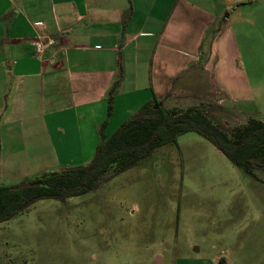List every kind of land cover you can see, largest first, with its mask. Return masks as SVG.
<instances>
[{
    "label": "crops",
    "instance_id": "obj_1",
    "mask_svg": "<svg viewBox=\"0 0 264 264\" xmlns=\"http://www.w3.org/2000/svg\"><path fill=\"white\" fill-rule=\"evenodd\" d=\"M240 1L0 0V164L17 155L22 183L55 167L42 145L55 172L89 164L112 88L107 138L146 104L205 103L226 132L264 122V0ZM42 31L55 64L36 57ZM32 147L38 167L25 170Z\"/></svg>",
    "mask_w": 264,
    "mask_h": 264
},
{
    "label": "rangeland",
    "instance_id": "obj_2",
    "mask_svg": "<svg viewBox=\"0 0 264 264\" xmlns=\"http://www.w3.org/2000/svg\"><path fill=\"white\" fill-rule=\"evenodd\" d=\"M30 148L25 170L38 167ZM40 148L55 166L45 172L57 170ZM13 161L0 164L8 187L22 184ZM0 264H264V171L251 177L207 139L181 135L96 191L1 223Z\"/></svg>",
    "mask_w": 264,
    "mask_h": 264
},
{
    "label": "trees",
    "instance_id": "obj_3",
    "mask_svg": "<svg viewBox=\"0 0 264 264\" xmlns=\"http://www.w3.org/2000/svg\"><path fill=\"white\" fill-rule=\"evenodd\" d=\"M242 0L237 4L252 3ZM114 88L108 98V117L100 129L101 140L89 164L44 173L30 186L8 187L0 183V224L10 221L41 200L65 202L98 190L112 178L127 172L158 148L176 144L178 137L196 133L210 141L234 165L256 177L264 171V122L250 119L226 132L205 113L201 103L187 109H158L146 104L107 138L106 126L113 112Z\"/></svg>",
    "mask_w": 264,
    "mask_h": 264
},
{
    "label": "built area",
    "instance_id": "obj_4",
    "mask_svg": "<svg viewBox=\"0 0 264 264\" xmlns=\"http://www.w3.org/2000/svg\"><path fill=\"white\" fill-rule=\"evenodd\" d=\"M39 28H44L42 24L37 25ZM57 38L50 35L44 31L38 34L36 40L32 43L34 46L36 57L43 62H48L50 64H55V55H50V50L57 46ZM49 55V57H47Z\"/></svg>",
    "mask_w": 264,
    "mask_h": 264
},
{
    "label": "water",
    "instance_id": "obj_5",
    "mask_svg": "<svg viewBox=\"0 0 264 264\" xmlns=\"http://www.w3.org/2000/svg\"><path fill=\"white\" fill-rule=\"evenodd\" d=\"M163 106L162 103H159L158 105H156L154 108L155 109H158L159 107ZM27 186H30L29 183H22L19 185V188H23V187H27Z\"/></svg>",
    "mask_w": 264,
    "mask_h": 264
}]
</instances>
